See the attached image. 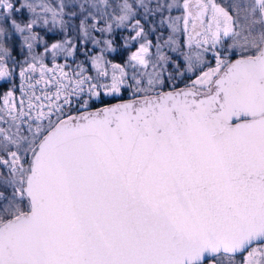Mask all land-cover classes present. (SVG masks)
I'll return each instance as SVG.
<instances>
[{
  "label": "snow or ice",
  "instance_id": "6c2138e0",
  "mask_svg": "<svg viewBox=\"0 0 264 264\" xmlns=\"http://www.w3.org/2000/svg\"><path fill=\"white\" fill-rule=\"evenodd\" d=\"M88 6L104 17L113 8L117 27L131 24L130 39L144 43L129 62L152 71L134 72L127 84L124 67L85 52L96 76L83 64L71 76L55 65L58 76L45 79L54 70L31 55L33 42H43L32 29L41 18L48 23L46 13L63 26L57 16L64 5L0 0V37L7 21L29 50L19 103L9 89L0 108V264H264V0H183V45L174 35L164 44L199 75L167 92L160 90L165 66L173 65L177 78L184 72L159 40L151 60V41L135 16L142 8L147 20L173 4ZM24 9L35 18L14 15ZM180 19L161 23L171 20L175 33ZM96 22L89 12L81 34L112 30L111 21L104 29ZM104 44L114 51L110 40ZM74 48L67 39L51 44L54 57ZM8 53L0 43V78L10 75ZM37 65L39 79L26 75ZM125 85L131 99L87 110L101 91L115 98ZM74 102L82 111L67 115Z\"/></svg>",
  "mask_w": 264,
  "mask_h": 264
},
{
  "label": "rangeland",
  "instance_id": "374dc122",
  "mask_svg": "<svg viewBox=\"0 0 264 264\" xmlns=\"http://www.w3.org/2000/svg\"><path fill=\"white\" fill-rule=\"evenodd\" d=\"M77 1V4L79 5L78 10L69 9L67 7V0H43V2L48 3L51 7L56 8L57 10L59 9V6L61 4L64 5L62 16H57V20L61 18L63 19L64 25L61 26L59 23L54 24L51 13L42 14V16L46 15L48 23L45 24L43 22V18H41L39 22L33 27L32 31L36 33L38 37L42 38L43 42H41V40L39 39L33 42L31 55L42 56L43 63L46 65L47 68L55 69V65H66V67L64 68V71L66 72L71 71L73 73L75 71H78L79 69L77 65L83 64L87 74L92 76H96V70L92 67L91 60H86L84 53L87 52L89 56L103 55L105 60L110 61L113 64H120L122 67H124V70L128 76L127 84L133 83V81L131 80V76L134 72L152 71L151 66L145 69L144 66L137 65L134 68L133 64H135L136 62H129L130 54L132 52H136L140 44L144 43V40L140 38H137V40L130 39L132 36L135 35V31H133L131 24L126 23L117 27L116 21L111 20V16L114 11L113 8H109L108 17H104L102 12L95 11L88 6L89 0ZM13 2L15 3L16 7H19L20 3H22L23 0H13ZM34 2L39 4L41 0H34ZM119 2L120 0H107V3L113 6H115ZM146 2H149L150 6L153 8H155L158 2L164 5H167L169 3L173 4L171 10L165 7L161 11L156 12L155 15L149 14V18L147 20L143 19L145 15L144 10L142 8H137V14L135 16V19L141 20V23L144 25L147 40L151 41L152 47L150 48L148 53V56L151 58V60H156V45L159 40V43L161 45V51L165 55L171 57V59L176 60L177 64L179 65L178 70L184 72L183 76L177 78L175 77L176 69L174 68V66L171 64L166 65V70L164 71L162 77L164 83L162 86H160V90L169 91L172 90L173 87L184 86L190 80L195 79V75H199V71H197L195 75H193L192 73H188L186 71V66L183 62V58L179 57V59H177L179 53L172 52L171 47L164 44V41L167 40L169 35H174V38L181 44V46L183 45V42L185 40L184 21L182 19L184 15V9L182 7L183 0H146ZM217 2L230 5L233 2L251 3L253 2V0H217ZM129 3L135 5L136 0H129ZM81 4L85 5L84 9H81ZM23 11L24 12L19 13V17H22L24 21H27L30 18H35L28 12L27 9H24ZM37 11H39V8L37 9ZM89 12H92V14L97 17L96 29L106 28L108 22L111 21L112 30L110 32H101L99 30L89 29V36L84 37L80 31V21L87 17ZM69 13H75V15H69ZM115 14L119 15L118 10L115 11ZM169 17H181L179 21L175 22V27L177 29L175 33H173L172 29L169 28V23L172 22L171 20L161 23V20L163 18ZM75 18H77L76 23L74 22ZM86 23L88 25H91L93 23V20L89 18L87 19ZM3 26L6 27V32L3 37H0V43H3V45L9 49L8 56L5 57L3 62L4 67H9L11 73L14 70L20 72L22 66L27 67V64L24 63V61L25 58L29 56V50L21 39L20 34L16 33L15 30L11 29L7 21L4 22ZM92 38L98 40L99 43L94 45L92 43ZM66 39L70 40L71 44L75 45V48L73 49V54L71 56H67L63 52H57L54 57L53 51L51 50V44L57 41H64ZM82 40L84 41L83 43H81ZM104 40H110L112 42V47L114 48V51L104 50L106 49ZM70 46L71 45H69V47ZM46 48L49 50L45 51ZM9 56H13V59L16 61L15 64H8V60L10 59ZM208 59L210 60V64L208 66L214 65L215 61L211 58L210 55L208 56ZM28 62L31 61L29 60ZM37 71H39V65H37ZM108 71L110 78L112 74V69L109 68ZM169 73H172L174 77L172 81L168 80ZM144 79L146 84L147 78L144 77ZM13 82L14 81L10 83L0 82V108L3 107L4 94L9 89H12L15 93V90L13 89ZM99 82L105 83L108 81L101 79ZM131 91L132 89L125 85L121 93L118 94L115 98L105 96L103 94V91H101V95L98 99L91 100L95 102H98L99 100L100 102H104L107 99H113L115 100V102L124 101L132 98L130 96ZM9 99L11 101L12 98ZM0 126L5 125L0 124ZM26 203L27 202L25 201V205Z\"/></svg>",
  "mask_w": 264,
  "mask_h": 264
},
{
  "label": "flooded vegetation",
  "instance_id": "af4514ba",
  "mask_svg": "<svg viewBox=\"0 0 264 264\" xmlns=\"http://www.w3.org/2000/svg\"><path fill=\"white\" fill-rule=\"evenodd\" d=\"M185 33V32H184ZM190 35H192L191 33V24H189V33ZM9 63L8 64H15V60L13 59V56H9ZM233 59L235 57H232ZM7 71H9L10 75L6 78H0V82H6V83H10L12 81L13 82V89L15 90V93H14V96H15V102L18 104L19 103V98L21 97V83H22V77L20 76V72L18 71H13L11 73V70L9 67L5 68ZM54 71L52 73H47V75L45 76V79L49 78L50 76H53V75H56L58 76V70L56 69H53ZM69 75L71 76L72 75V72L71 71H68ZM26 75H29V76H33L35 79H39V76H40V72L39 71H36L35 73L29 71ZM25 83H34V80L33 81H25ZM180 87H183V86H177L176 88H180ZM52 91L54 92L55 89H52ZM39 94V93H38ZM85 98H87V96H85ZM115 100L113 99H107L105 100L104 102L100 100L98 102H95L93 100H89V105H88V108L87 110L88 111H93L97 108H100V107H103L104 105H110L111 103H114ZM117 102V101H116ZM82 111V109H80L79 107V104L78 103H73V105L71 106V109H69L67 106L65 107V113L67 115H78L79 112ZM237 259L239 260L240 257H237Z\"/></svg>",
  "mask_w": 264,
  "mask_h": 264
},
{
  "label": "trees",
  "instance_id": "16d2710c",
  "mask_svg": "<svg viewBox=\"0 0 264 264\" xmlns=\"http://www.w3.org/2000/svg\"><path fill=\"white\" fill-rule=\"evenodd\" d=\"M77 0H67V7L69 8V9H75V10H78L79 9V5L77 4ZM22 12H24V11H22ZM14 15H16L17 16V18L19 19L20 17H19V14H15L14 13ZM22 18V17H21ZM74 22L76 23L77 22V18H75V20H74Z\"/></svg>",
  "mask_w": 264,
  "mask_h": 264
},
{
  "label": "water",
  "instance_id": "95a60500",
  "mask_svg": "<svg viewBox=\"0 0 264 264\" xmlns=\"http://www.w3.org/2000/svg\"><path fill=\"white\" fill-rule=\"evenodd\" d=\"M180 88H182V87H180ZM169 91H171V90H169ZM165 92H167V91H165ZM129 100V99H128ZM124 101H126V100H124ZM119 102H122V101H117V102H114V103H111V104H115V103H119ZM110 104V105H111ZM94 111V110H93Z\"/></svg>",
  "mask_w": 264,
  "mask_h": 264
}]
</instances>
